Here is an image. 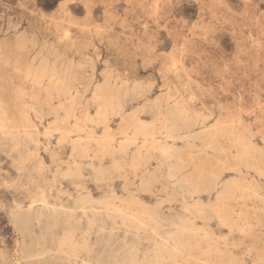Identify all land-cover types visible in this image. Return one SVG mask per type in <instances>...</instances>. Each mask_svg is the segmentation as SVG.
<instances>
[{"label": "rangeland", "instance_id": "1", "mask_svg": "<svg viewBox=\"0 0 264 264\" xmlns=\"http://www.w3.org/2000/svg\"><path fill=\"white\" fill-rule=\"evenodd\" d=\"M0 264H264V0H0Z\"/></svg>", "mask_w": 264, "mask_h": 264}, {"label": "bare ground", "instance_id": "2", "mask_svg": "<svg viewBox=\"0 0 264 264\" xmlns=\"http://www.w3.org/2000/svg\"><path fill=\"white\" fill-rule=\"evenodd\" d=\"M45 69H46V68H45ZM135 89H136V88H135ZM115 99H116V98H115ZM149 105H151V104H149ZM153 105H154V104H153ZM148 113H149V112H148ZM173 116H174V115H173ZM188 127H189V126H188ZM194 127H195V126H194ZM174 128H175V127H174ZM171 130H172V129H171ZM186 130H187V129H186ZM174 131H175V130H174ZM174 131H173V132H174ZM182 131H183V130H182ZM158 134H159V133H158ZM176 134H177V133H176ZM173 135H174V134H173ZM181 139H182V138H181ZM181 139H180V140H181ZM162 152H163V151H162ZM134 221H135V220H134ZM46 231H47V230H46ZM183 232H184V231H183ZM45 236H46V235H45Z\"/></svg>", "mask_w": 264, "mask_h": 264}]
</instances>
